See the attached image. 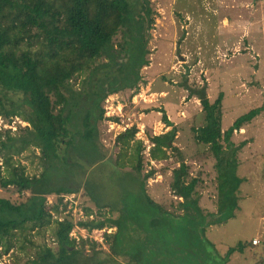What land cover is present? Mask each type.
I'll return each instance as SVG.
<instances>
[{"label":"trees","instance_id":"1","mask_svg":"<svg viewBox=\"0 0 264 264\" xmlns=\"http://www.w3.org/2000/svg\"><path fill=\"white\" fill-rule=\"evenodd\" d=\"M155 16L151 0H0V117L28 123L0 130V247L13 251L10 264H224L245 251L247 243L240 241L220 258L207 232L238 207L244 144L232 137L259 108L224 130V93L212 102L204 87L187 86L202 105L194 138L215 157L216 212L204 213L200 205V179L175 146L180 128L165 109L161 121L171 128L148 130V151L136 123L117 134L116 157L102 141L106 99L129 91L128 109L146 83L142 69L151 62ZM145 106L144 112L152 110ZM175 151L181 158L168 182L171 209L149 193L158 171L146 169L145 159L166 161ZM27 152L39 172H27L21 161ZM102 166L107 182L97 173ZM11 188L21 197L1 191ZM82 190L104 218H91V208L86 220L62 216L69 203L64 198ZM75 226L115 228L104 233L108 250L72 236Z\"/></svg>","mask_w":264,"mask_h":264},{"label":"rangeland","instance_id":"2","mask_svg":"<svg viewBox=\"0 0 264 264\" xmlns=\"http://www.w3.org/2000/svg\"><path fill=\"white\" fill-rule=\"evenodd\" d=\"M151 1L156 16L149 43L151 62L142 69L146 83L132 98L128 109L129 91L112 95L109 103L105 101L107 119L100 124L102 141L111 156L116 157L119 151L114 145L117 134L124 130L125 124L132 126L136 123L139 128L137 137L145 141L148 151L151 143L147 131L159 134L171 128L161 121V109H165L168 117L180 128L175 146L181 149L193 176L200 179L197 188L200 205L204 213L216 212L215 157L194 138L192 126L203 123L199 118L202 105L196 96L189 95L187 86L193 89L204 87L212 102L224 93V130L240 115L259 108L257 116L240 130H235L232 137L237 145L244 144L238 154V175L244 179L237 192L238 207L227 222L211 225L207 235L220 258L226 255L229 247L246 241L245 251L235 252L224 264H264V0ZM145 105H151L152 110L144 112ZM113 117H120V120L117 122ZM24 123L19 117L12 121L0 117V130L11 128L15 131ZM180 158L175 151L166 161H150L148 156L145 159L146 169L156 167L158 171L148 182L149 193L171 209L175 198L168 182ZM21 159L29 174L39 172L30 153H25ZM106 168L100 167L97 173L101 172L100 178L107 182L109 172H103ZM1 191L13 199L21 197L13 188L8 192ZM52 201L54 196H49L48 202ZM66 201L69 203L62 216L70 215L75 221L86 220V209L91 208V218L105 217L84 190L67 195ZM114 230L105 226L88 231L75 226L72 234L78 239H93L99 247L108 250L104 233ZM256 239L258 243H254ZM12 252L4 253L0 247V264H10Z\"/></svg>","mask_w":264,"mask_h":264},{"label":"built area","instance_id":"3","mask_svg":"<svg viewBox=\"0 0 264 264\" xmlns=\"http://www.w3.org/2000/svg\"><path fill=\"white\" fill-rule=\"evenodd\" d=\"M113 96H114V95H113ZM111 98H112V95L109 96V97L106 99V102L109 103ZM131 120H132V119L129 118V121H131ZM26 123H27V122H26ZM26 123H24V125H26ZM27 124H28V123H27ZM125 125H126V126H123V127H124V130H125L127 127H130L129 124H125ZM124 130H123V131H124ZM71 235L74 236V237H76L75 235L72 234V232H71ZM76 238H78V237H76ZM254 243H258V240H257V239L254 240Z\"/></svg>","mask_w":264,"mask_h":264}]
</instances>
